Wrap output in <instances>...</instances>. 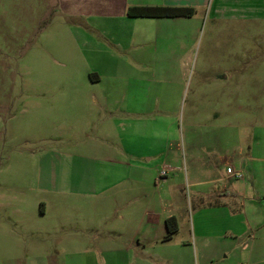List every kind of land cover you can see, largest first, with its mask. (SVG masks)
<instances>
[{
    "label": "rangeland",
    "instance_id": "374dc122",
    "mask_svg": "<svg viewBox=\"0 0 264 264\" xmlns=\"http://www.w3.org/2000/svg\"><path fill=\"white\" fill-rule=\"evenodd\" d=\"M206 2L198 14V27L187 28V33L182 28L183 36H170L174 48L158 45L159 52L175 49L188 55L181 80L166 85L176 96L169 91L168 99L160 91L169 106L151 119L158 114L165 117L187 155L190 147L201 153L223 137V148L239 153L222 156L225 166H234L241 153L249 154L250 146L264 143V0ZM84 21L60 10L57 0H0V264H40L41 258L47 264L194 261L193 249L199 242L192 237L188 215L196 200L187 190L180 201L187 219L176 242L130 253L109 251L114 239L122 241L110 231L115 217L97 223L115 211L98 210L92 195L69 192L79 189L81 155L97 154L79 146L83 139L76 138L79 133L74 129L59 134L57 120L46 108L50 98L46 86L85 81L88 66L75 38L96 31ZM136 73L134 83L142 80ZM78 122L82 118L64 123L69 130ZM259 154L264 156V149ZM49 158L68 163L63 170L52 165L48 172L44 164ZM45 174L70 182L61 191L47 189L41 183ZM179 241L189 242L180 246Z\"/></svg>",
    "mask_w": 264,
    "mask_h": 264
},
{
    "label": "crops",
    "instance_id": "0c3cea01",
    "mask_svg": "<svg viewBox=\"0 0 264 264\" xmlns=\"http://www.w3.org/2000/svg\"><path fill=\"white\" fill-rule=\"evenodd\" d=\"M207 4L206 0H57L60 10L85 18V26L96 34L75 38L88 66L83 71L85 81L47 84L46 108L56 118L60 135L74 129L79 133L76 138L83 139L79 146L97 154L81 155L79 189L69 192L92 195L98 210L115 211L97 219L99 223L115 217L110 231L122 241L114 239L110 252L148 251L176 242L187 219L180 204L187 190L196 200L188 215L192 237L199 242L193 249L196 259L175 258L173 264H264V156L259 154L264 143L257 141L248 155L241 153L236 165L225 166L222 156L239 153L223 148V137L201 153L190 147L187 155L165 117L158 114L151 119L169 106L160 91L176 96L166 85L181 80L188 55L170 50L175 45L170 40L178 33L183 36L182 28L187 33V28L198 27V14ZM132 5L192 6L196 14L189 18L129 17L127 8ZM161 44H169L170 49L159 52ZM136 71L142 80L134 83ZM76 117L83 122L67 130L64 122ZM61 160L49 158L46 171H52V165L63 170L68 162ZM68 182L47 174L41 179L47 189L56 191ZM171 216L177 218L179 229L165 241L166 220ZM181 242L189 241L177 245ZM38 261L47 264L42 258Z\"/></svg>",
    "mask_w": 264,
    "mask_h": 264
},
{
    "label": "trees",
    "instance_id": "16d2710c",
    "mask_svg": "<svg viewBox=\"0 0 264 264\" xmlns=\"http://www.w3.org/2000/svg\"><path fill=\"white\" fill-rule=\"evenodd\" d=\"M196 8L192 6H167V5H132L127 8L129 17H150V18H174V17H193ZM167 234L165 241L172 239L177 233L179 226L175 216L166 220Z\"/></svg>",
    "mask_w": 264,
    "mask_h": 264
},
{
    "label": "built area",
    "instance_id": "2783aa9c",
    "mask_svg": "<svg viewBox=\"0 0 264 264\" xmlns=\"http://www.w3.org/2000/svg\"><path fill=\"white\" fill-rule=\"evenodd\" d=\"M163 174H164V173H163ZM236 176H237V177H239V176H240V174H238V173H237V174H236Z\"/></svg>",
    "mask_w": 264,
    "mask_h": 264
}]
</instances>
